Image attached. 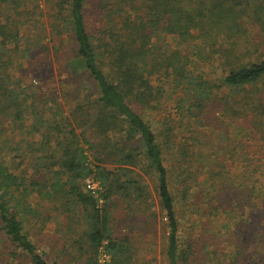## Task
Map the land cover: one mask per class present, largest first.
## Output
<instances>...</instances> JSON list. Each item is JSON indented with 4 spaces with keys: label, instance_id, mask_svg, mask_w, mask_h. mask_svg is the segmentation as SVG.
<instances>
[{
    "label": "trees",
    "instance_id": "1",
    "mask_svg": "<svg viewBox=\"0 0 264 264\" xmlns=\"http://www.w3.org/2000/svg\"><path fill=\"white\" fill-rule=\"evenodd\" d=\"M88 3L0 0V123L27 117L43 138L29 145L42 156L22 174L0 148V234L30 264H48L16 200L63 186V204L87 216L94 252L105 241L113 257L122 250L112 198L146 211L156 199L167 264H264V0H100L94 27ZM41 53L32 74L22 68ZM226 123L241 127L233 141ZM49 171L66 181L46 179ZM225 217L233 227L215 226Z\"/></svg>",
    "mask_w": 264,
    "mask_h": 264
},
{
    "label": "rangeland",
    "instance_id": "2",
    "mask_svg": "<svg viewBox=\"0 0 264 264\" xmlns=\"http://www.w3.org/2000/svg\"><path fill=\"white\" fill-rule=\"evenodd\" d=\"M99 1L89 0L87 5L90 15L95 18L90 21L91 27L96 25ZM168 44L171 48L178 47L177 41L173 39H170ZM46 58L47 55L45 53L33 54L30 60L22 63V68L32 74L35 65L40 61H45ZM65 59L62 57L63 61ZM51 61L53 60L51 59ZM53 65L56 70H59L60 67H57L59 66L58 63H53ZM22 68H19V71ZM27 78L32 80L30 75ZM44 108H46L45 112L47 116L57 111V108L52 104ZM167 114L173 115L174 113L168 110ZM62 115V118L66 117L67 112H64ZM151 116L157 121L162 118L157 112L156 114L153 112ZM214 116L217 118L219 115L214 114ZM173 119L177 121L178 116L174 114ZM5 120V122L0 123V148H3V153L7 155L4 165L9 167L13 172L22 174L26 169L31 168L35 164L34 159L42 156L36 152L37 147L34 148L35 152H33L29 149V145L40 142L43 138L39 133H31V128L29 127L30 119L27 117L20 120L8 117ZM226 124L230 138L233 141L238 137V133L241 132V127L235 124ZM201 130L204 132L203 129ZM212 132L213 130L211 129ZM220 139H223V136ZM221 143L225 144V142ZM51 144L52 147L48 150L50 152L55 146L54 141ZM48 174L46 175V179L48 180L53 181L58 179L60 182L66 181L65 176H55V171H49ZM83 189L85 192H90L86 188V182L83 183ZM99 189L98 187V191ZM200 191L201 189L197 190V193L199 194ZM65 192L66 189L63 186L44 190L43 188L39 189L35 187V192L30 193L29 196L26 194L19 195L17 199L19 202L16 200V209L21 219L25 222V229L31 241L44 256L48 264H167V229L164 215L158 208L156 199H153L155 207L149 206V211H146L144 205L138 208L136 204H129L120 197L112 198L111 202L107 204L106 207L110 214L112 238L120 242V244L122 243V250L113 257V253L106 248L109 243L107 241L99 248V251L94 252L91 248L86 240V234L89 229L87 216L81 208L75 207L72 204H63L61 198L65 195ZM95 196L96 198L99 197L98 194ZM99 206L100 208L105 207V202L100 200ZM259 207L262 208L263 206L259 205ZM187 210L189 211L187 205L179 207L181 223L186 227L190 224ZM251 212H255V209H252ZM231 219L226 217L221 218L217 220L218 225L215 226L233 227ZM213 220V217H211L210 224ZM259 220L264 221V219ZM198 232H200V229ZM263 232L264 229L257 233L260 235ZM209 233L206 229L201 232L207 240L212 235ZM223 234L229 236L227 233ZM226 239L227 237H221L218 243H223ZM203 245L204 243L201 242L199 247L201 248ZM211 250L213 248L209 246L205 249L206 253ZM13 253H16L17 257L12 256ZM206 253L203 252L202 256H206ZM198 255H201V253ZM207 256L211 257L208 253ZM0 264H30V261L21 256L20 251L12 248L0 234Z\"/></svg>",
    "mask_w": 264,
    "mask_h": 264
},
{
    "label": "built area",
    "instance_id": "3",
    "mask_svg": "<svg viewBox=\"0 0 264 264\" xmlns=\"http://www.w3.org/2000/svg\"><path fill=\"white\" fill-rule=\"evenodd\" d=\"M86 188L93 194L97 195L98 194V185L93 182L92 180H87L86 181Z\"/></svg>",
    "mask_w": 264,
    "mask_h": 264
}]
</instances>
